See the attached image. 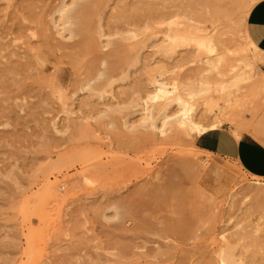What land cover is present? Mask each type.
Here are the masks:
<instances>
[{
    "label": "rangeland",
    "instance_id": "obj_1",
    "mask_svg": "<svg viewBox=\"0 0 264 264\" xmlns=\"http://www.w3.org/2000/svg\"><path fill=\"white\" fill-rule=\"evenodd\" d=\"M261 1L0 0V264H264Z\"/></svg>",
    "mask_w": 264,
    "mask_h": 264
},
{
    "label": "crops",
    "instance_id": "obj_2",
    "mask_svg": "<svg viewBox=\"0 0 264 264\" xmlns=\"http://www.w3.org/2000/svg\"><path fill=\"white\" fill-rule=\"evenodd\" d=\"M254 7L249 23L257 35L260 51L264 52V0ZM195 148L239 161L250 173L264 178V146L251 138L243 136L237 140L227 130H210L196 139Z\"/></svg>",
    "mask_w": 264,
    "mask_h": 264
},
{
    "label": "bare ground",
    "instance_id": "obj_3",
    "mask_svg": "<svg viewBox=\"0 0 264 264\" xmlns=\"http://www.w3.org/2000/svg\"><path fill=\"white\" fill-rule=\"evenodd\" d=\"M221 1H223V0H221ZM224 1H227V0H224ZM260 1V0H259ZM250 2H251V0H250ZM224 3V2H223ZM226 3H228V2H226ZM254 5V4H253ZM250 6H252V5H250ZM222 9V8H221ZM171 11H173V10H171ZM220 11V10H219ZM175 12V11H174ZM173 13V12H172ZM172 13L170 14V12H169V14L170 15H172ZM168 14V15H169ZM25 60V59H24ZM23 67V66H22ZM232 68V67H231ZM230 68V69H231ZM229 69V70H230ZM233 69V68H232ZM231 69V70H232ZM230 70V71H231ZM234 70V69H233ZM232 70V71H233ZM231 71V72H232ZM235 71V70H234ZM234 71L231 73V74H233L234 73ZM221 73V72H220ZM230 74V75H231ZM248 74V73H247ZM229 75V76H230ZM218 76H220V77H222L221 75H219V73H218ZM232 76V75H231ZM248 76V75H247ZM227 78V77H226ZM231 79V78H230ZM223 81H221L220 82V84L222 83ZM224 84V83H223ZM164 85H166V84H164ZM164 91H167V90H164ZM190 92V91H189ZM187 95V94H186ZM189 95V94H188ZM191 95V94H190ZM175 97V99H176V97H177V95L176 96H174ZM173 97V98H174ZM189 97V96H188ZM191 97V96H190ZM193 97V96H192ZM173 98H172V101L171 102H173V103H175V104H173L172 103V105L171 106H175V105H177L178 106V109H180V111H182L183 112V114L184 115H189V112H191L192 111V109H193V106L190 104V103H187L188 102V100H187V102H184L183 100H181L182 98H180V97H178V99L176 100V102L178 103V104H176V102H174L173 101ZM171 99V98H170ZM174 99V100H175ZM184 99V98H183ZM193 99V98H192ZM220 99V98H219ZM191 100V99H190ZM211 102H213V101H211ZM215 102V101H214ZM217 103V102H216ZM171 104V103H170ZM170 104H168L167 105V107H166V111H164V110H161V108L160 107H158V106H156L158 109H156L155 111H154V109H150V108H143L142 110H141V113L140 112H138V113H140V114H142V116L144 115V116H146L147 114H151L152 116L154 115V114H157V117H160V116H162L161 117V120L163 119V120H166V119H168V118H170L171 116L170 115H167V108H168V111H169V105ZM212 104V103H211ZM170 106V107H171ZM209 106V108H210V104L208 105ZM162 108H164V107H162ZM216 108V107H215ZM182 112H180V113H182ZM212 113H213V111H211ZM153 113V114H152ZM212 113L210 114V116L212 115ZM206 115H208L207 113H206ZM222 115V114H221ZM143 116V117H144ZM156 116V115H155ZM176 116H178V115H176ZM205 116V114H202V116L201 117H204ZM217 115H215V117H216ZM220 116V115H219ZM177 118V117H176ZM207 117H204L203 119H206ZM220 118H222V117H220ZM219 118V119H220ZM160 119V118H159ZM207 119H210V118H207ZM212 119V118H211ZM217 119V118H216ZM171 120H172V118H171ZM175 120V119H174ZM176 121V123L177 124H179L180 126H185L186 124H189V126L191 127V128H193V129H195L196 131H197V133L198 134H204L205 132H207L208 130H216L217 129V126L216 125H214V124H212V126H210V128H205V127H202V126H200V125H198V124H196L195 122H193V120H190V119H182V120H180V119H178V120H175ZM215 121V120H214ZM165 122V121H164ZM171 122V121H170ZM218 122V121H217ZM221 122V121H220ZM142 123V122H141ZM141 123H140V125H141ZM145 123H143V125H144ZM164 124V123H163ZM218 126H219V124H218ZM138 127V126H137ZM151 127V126H150ZM152 127H154V126H152ZM206 127H208V126H206ZM135 128V127H134ZM133 128V129H134ZM147 129V128H146ZM151 128H149V130H150ZM157 130L156 132H159V134L161 135V136H163L164 135V131H163V129H161V128H158L156 125H155V128H154V130ZM165 129V128H164ZM236 132V131H235ZM239 132V131H238ZM241 132V131H240ZM239 132V133H240ZM242 133V132H241ZM157 134V133H156ZM152 135V134H151ZM240 136V135H239ZM238 135H237V137H239ZM241 137V136H240ZM239 137V138H240ZM261 144V143H260ZM166 151V150H165ZM194 160H195V158H194ZM193 161V160H192ZM202 162V161H201ZM203 163V162H202ZM206 164V163H205ZM208 165V164H207ZM200 169V168H199ZM251 188V187H250ZM249 187H248V189H250ZM257 189V188H256ZM133 190V189H132ZM137 190H138V188H137ZM263 189H261L260 191H262ZM155 191V190H154ZM244 191V190H243ZM245 191H248V190H246L245 189ZM157 192V191H156ZM249 192H252V191H249ZM248 192V193H249ZM256 192V191H255ZM259 192V191H258ZM170 194V193H169ZM250 194V193H249ZM246 195H248L247 193H246ZM157 196H159V195H157ZM260 196V195H259ZM132 197V196H131ZM255 197V196H254ZM258 197V196H257ZM261 197V196H260ZM169 198V197H168ZM256 198V197H255ZM173 201V200H172ZM246 202V201H245ZM174 207V206H173ZM179 211V210H178ZM189 224V223H188ZM191 224V223H190ZM192 224H193V222H192ZM193 226V225H192ZM154 228V227H153ZM183 228V227H182ZM200 228V227H199ZM191 229H193V228H191V227H189V230H191ZM195 229V228H194ZM192 231H194V230H192ZM188 232H190V231H188V229H187V232H186V234H188ZM195 233H196V230L194 231ZM182 233V232H181ZM190 233H193V232H190ZM192 235H194V233L192 234ZM191 235V236H192ZM196 235V234H195ZM187 236V235H186ZM189 237V236H188ZM187 237V238H188ZM198 236H196V238H197ZM186 238V239H187ZM190 239H194V238H190ZM198 239V238H197ZM183 240V239H182ZM162 247V246H161ZM191 252V251H190Z\"/></svg>",
    "mask_w": 264,
    "mask_h": 264
}]
</instances>
